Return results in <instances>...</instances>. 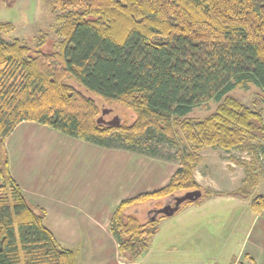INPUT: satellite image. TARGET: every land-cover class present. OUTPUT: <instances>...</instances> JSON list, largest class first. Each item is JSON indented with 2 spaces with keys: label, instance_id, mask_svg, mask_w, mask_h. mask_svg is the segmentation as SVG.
Instances as JSON below:
<instances>
[{
  "label": "trees",
  "instance_id": "trees-1",
  "mask_svg": "<svg viewBox=\"0 0 264 264\" xmlns=\"http://www.w3.org/2000/svg\"><path fill=\"white\" fill-rule=\"evenodd\" d=\"M60 14V50L32 52L20 39L5 40L11 27L0 25V264H77L78 250L61 244L46 226V210L29 201L9 168L6 139L24 121L49 126L67 136L102 147L144 152L143 134L158 131L174 143L179 167L158 190L123 199L110 230L127 261L147 252L159 219L142 222L130 208L178 192L203 190L195 170L206 147L248 151L243 185L212 195L251 198L254 211L264 197L254 194L264 177V0H45ZM74 80L107 102L135 113V121L99 123L95 100ZM256 86L260 102L231 94ZM215 101L209 115L188 116ZM261 104V106H260ZM118 133L124 143L110 140ZM162 215V214H161ZM163 217L166 215H162Z\"/></svg>",
  "mask_w": 264,
  "mask_h": 264
},
{
  "label": "rangeland",
  "instance_id": "rangeland-1",
  "mask_svg": "<svg viewBox=\"0 0 264 264\" xmlns=\"http://www.w3.org/2000/svg\"><path fill=\"white\" fill-rule=\"evenodd\" d=\"M59 18L58 13L54 12L45 0H0V25L11 23L9 24L10 26L7 25L11 29L2 33L3 38L5 40L18 38L23 44L32 48V52L38 50L53 53L60 50V43L63 37L58 34V29L61 28ZM70 83H74V86L76 84L85 95L95 100L99 108L97 117L102 116L105 121H111L115 117H119L121 123L127 126L135 121L136 116L131 109L118 102H107L95 96L74 80H70ZM231 94L247 103L252 101L260 102L262 96L260 89L254 85L244 88L238 87ZM216 104L215 101H210L195 108L188 116L195 119L203 118L214 111ZM262 106L264 109V104ZM103 111L108 112L103 114ZM48 129L56 134V137L52 138V145L50 146L55 156L47 168V172H50L51 176L43 183L32 181L37 187L34 188L33 195L30 194V197L39 202L50 204L51 216L56 215L54 207L58 206V204L53 203L54 198L66 194L74 205L73 212L77 215L85 216V214L89 215V213H94L98 210L100 213L106 214L108 211L114 210L124 198L152 188L151 186L141 187V185L135 184L136 181L132 182L127 179V169H129L130 164L139 172L138 178L140 179L141 176L149 174L151 171L154 172L159 163L178 162L177 151L184 143L180 134H175L174 143L172 144L167 137L156 130L146 132L139 140V146L145 151H132L137 154V158L133 157L127 160L124 154L115 150L118 149L116 147H101L79 138L67 136L51 127ZM110 140L113 141L114 145L124 143V141L119 139L117 132L112 133ZM16 148V145H14L13 149L16 150ZM202 154L204 159L197 169V176L202 183L207 185H210V183L215 184L216 180L222 178V173L228 170H234L233 177L239 178L243 173L242 168H238L239 166L232 168L230 164L235 162V158L247 160L252 158V154L248 151L226 152L209 147L205 148ZM260 157L264 163L263 155L261 154ZM40 162L43 163L44 161ZM49 167H51V170H49ZM237 171H239L240 175ZM206 189L202 190L203 194ZM182 194H184L183 191L178 192V195ZM165 203L166 199H160L157 202H146L135 208H130L129 212L137 213L140 220L146 222L154 216L152 210L163 207ZM171 204H174V200L171 201ZM179 213H182V211L180 210ZM177 216L178 214L163 217L159 214L157 218L172 221ZM200 223L203 225L206 223L208 226L212 224L208 218H201ZM181 226L182 221H179L177 225L173 226V230H178V227L180 230ZM202 229L203 231L208 230L204 226H202ZM171 232L170 228L168 229L164 225L163 231L154 246L155 249L156 245H160V247L157 248L151 259L157 255L161 248L165 251L164 248H170L172 244L176 246L182 245L184 237L182 236L183 239H180L176 234L170 237ZM238 232L240 233V231ZM220 235V231L215 235L216 237L210 236L207 238L204 235H200L201 246L198 239L195 241L189 239L190 243L195 242L196 247H201L200 251L192 254L194 261L191 263L216 264L214 260L209 258L211 256L209 253L212 254L211 257H215V255L223 252L225 245L227 251L235 246L234 236H228L225 244ZM180 254L175 250H170L164 256L168 255L171 258H177Z\"/></svg>",
  "mask_w": 264,
  "mask_h": 264
},
{
  "label": "crops",
  "instance_id": "crops-1",
  "mask_svg": "<svg viewBox=\"0 0 264 264\" xmlns=\"http://www.w3.org/2000/svg\"><path fill=\"white\" fill-rule=\"evenodd\" d=\"M44 126L46 125L33 121H24L15 128L5 142L9 155V168L12 176L19 182L29 201L46 210L45 224L55 234L61 244L78 250L77 264H194L191 263L194 261L192 254L200 251L201 247H196V243H190L189 239L191 241L198 239L201 246L200 235L209 238L218 234V231H220V236L225 241V244L227 243L228 236H234L235 246L227 251L225 245L223 252L215 255V257H211L212 254L209 253L211 255L209 258L214 260L216 264H233L239 257H250L253 258L254 264H264V210L262 212L254 211L251 206V198H241L225 194L212 195L201 198L199 202L182 205L183 208L181 206L175 213L178 214L176 219L172 221L159 219L158 231L152 240L149 250L134 262L127 261L121 255L119 244L110 230L111 216L117 206L106 214L100 213L98 210L94 213H89V215L85 214V216L77 215L73 212L74 205L67 197V194L64 196L59 195L53 201V203L58 204L57 207H54L56 215L51 216L52 210L50 204L39 202L30 197V194L33 195L34 188L37 187L32 181L35 180L38 183H43L51 176L50 172H47V168L55 156L50 146L52 145V138L56 137V134L48 129L49 127ZM14 145L17 147L16 150L13 149ZM115 150L124 154L127 160L128 158H137V154L134 153L135 151L132 152L123 148ZM202 156L204 159L203 154ZM39 160L44 162L41 163ZM230 165L232 168H236V166L242 168L243 173L241 175L237 171L240 175V177L237 176L239 178L233 177L234 170H228L225 172L226 174L222 173V178L216 180L215 184L210 183V185H207L202 183L197 176L199 166L195 170V177L202 188L221 193L235 191L244 183L245 170L237 162H232ZM178 167V162L159 163L154 172L151 171L139 179V172L130 164L129 169H127V179L132 182L136 181L135 184L141 185V187H152L149 190H143L135 194L137 195L166 186ZM49 170H51V167H49ZM2 183L3 180L0 173V185ZM254 194L264 197V177L260 179L259 184L255 187ZM180 210L182 213H179ZM201 218L210 219L212 224L210 226L206 223L204 225L201 224ZM179 221H182L181 229L179 230L178 227V230L174 231L173 226L177 225ZM164 225L172 231L170 237L176 234L180 239H183V236L184 240H186H183L180 246L172 244L170 248L165 247V251L161 248L157 255L151 259L157 248L160 247V245H156V249L154 248ZM202 226L208 230L203 231ZM170 250L181 253L177 257L179 259L171 258L168 255L164 256Z\"/></svg>",
  "mask_w": 264,
  "mask_h": 264
},
{
  "label": "water",
  "instance_id": "water-1",
  "mask_svg": "<svg viewBox=\"0 0 264 264\" xmlns=\"http://www.w3.org/2000/svg\"><path fill=\"white\" fill-rule=\"evenodd\" d=\"M108 111H103V114H105ZM99 123H105L108 125H113V124H120L121 120L119 117H115L111 121H105L102 116L98 118ZM202 196V191L201 190H196V191H190L186 192L182 195H176L172 199H167L166 203L163 207L159 209H154L152 210L154 212V216L151 217L152 220L156 219L159 214L166 215V216H172L174 215L182 206V204L187 201V200H192L196 201ZM174 200V204H171V201ZM150 211V212H152Z\"/></svg>",
  "mask_w": 264,
  "mask_h": 264
},
{
  "label": "built area",
  "instance_id": "built-area-1",
  "mask_svg": "<svg viewBox=\"0 0 264 264\" xmlns=\"http://www.w3.org/2000/svg\"><path fill=\"white\" fill-rule=\"evenodd\" d=\"M233 264H254V260L250 257H239L234 261Z\"/></svg>",
  "mask_w": 264,
  "mask_h": 264
}]
</instances>
